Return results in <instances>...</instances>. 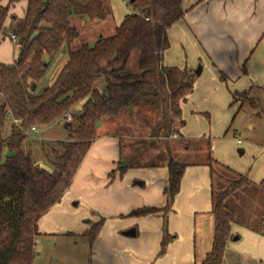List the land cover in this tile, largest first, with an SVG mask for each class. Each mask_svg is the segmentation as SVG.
Wrapping results in <instances>:
<instances>
[{"label":"trees","instance_id":"obj_1","mask_svg":"<svg viewBox=\"0 0 264 264\" xmlns=\"http://www.w3.org/2000/svg\"><path fill=\"white\" fill-rule=\"evenodd\" d=\"M2 1L0 41L6 35L15 36L20 54L14 64H0V264H33L39 221L71 186L97 137L99 124L135 107L154 109L158 122L152 137H174L185 124L182 104L193 93L198 76L188 68L164 62L170 48L168 30L186 13L183 0H130L133 12L123 18L113 35L78 49H73L81 36L74 19L107 20L112 10L105 0H29L24 18L12 17L8 27L10 5L3 6ZM19 1L10 0V4ZM135 51L139 52V71L129 73L127 64ZM63 52H67L68 59L55 81L38 91L49 66ZM101 78L105 86L99 90ZM220 79L228 81L223 73ZM232 96L233 103L241 104L239 110L244 101L251 109L259 110V100L251 96L250 89ZM80 104L81 111L71 114ZM9 113L21 123L11 121L10 134L2 137ZM65 113L72 115L67 140L57 142L49 152L44 149L51 169L35 165L23 150L30 129L49 127L61 121ZM185 168L173 160L168 163L166 209L179 192ZM228 171L233 178H225L226 188L218 192L213 188L214 240L202 264H222L227 242L232 238V225L237 221L228 200L246 193L253 185L247 175ZM159 211L143 208L131 216ZM102 224L103 220L91 227V244ZM169 238L164 236L162 252Z\"/></svg>","mask_w":264,"mask_h":264},{"label":"crops","instance_id":"obj_2","mask_svg":"<svg viewBox=\"0 0 264 264\" xmlns=\"http://www.w3.org/2000/svg\"><path fill=\"white\" fill-rule=\"evenodd\" d=\"M28 1L21 0L14 4H10V0L1 2L3 6L10 5L7 27L12 17L24 18ZM113 1L105 0V3L111 6L112 15L93 26L104 28L109 24L114 17ZM183 7L186 11L184 18L168 30L170 48L165 52L164 62L168 66L188 68L194 72L198 63H202L203 67L193 93L182 104V119L185 124L179 129L178 135L168 138L173 144H166L167 155L164 156L161 143L165 138H153L152 133L150 134L151 127H148V132L141 130L138 125V107L123 111L112 123L109 119L102 121L97 128V137L71 186L61 201L39 221L41 234L51 235L55 233L53 229L45 230L44 227L46 224L49 227L53 225L56 210L61 213L63 211L66 215L68 211L72 213L71 207H80L86 213L83 219H94L97 223L103 220L92 244L98 251V264H202L212 250L215 230L212 214L214 186L213 165L211 168L208 159L218 163L220 159L211 156V153L217 150V147L210 143L211 138L203 139L206 137L205 133L193 130V125L198 121L195 116L199 113L208 114L206 108H196L194 103L190 102L204 83H207L205 86H210V94L217 101L215 103L222 107L234 104V92L250 89L253 97L263 92L264 0H183ZM124 13L123 18L131 12L126 10ZM123 18L113 26L115 30ZM74 21L87 24L81 17L75 18ZM114 33L115 31L112 35ZM99 38L88 44H94ZM7 40H10L12 45ZM19 54L17 41L12 40L9 35L1 38L0 64H14ZM57 58L59 67L62 68L68 54L63 53ZM136 63L135 73H138L139 55ZM127 71L133 73L129 69V62ZM220 73L225 74L227 82L221 81ZM104 86L105 82L99 86L100 90ZM81 108L82 104L71 112L79 113ZM59 125L60 121L44 128L42 132L49 134ZM137 128L144 135L136 136ZM4 129L9 135L11 122H8ZM63 131L59 135L62 140L68 135L64 126ZM145 132L149 133L148 137ZM136 139L149 143L137 144ZM153 139L158 143L154 152L152 145H149ZM194 140L202 144L208 142L209 158L206 156L197 161L185 162L173 156L182 150V146L188 151L189 143ZM236 143L243 145L240 139H237ZM136 144L140 149L134 151ZM240 151H243L240 155L246 154L243 149ZM136 154L140 155L141 160L131 165L130 161ZM259 154L261 162L264 163V146L259 150ZM152 157L162 159L153 162ZM170 160L184 164L186 168L179 192L169 209H166L165 191L169 186ZM223 162L228 164L225 166L234 173L247 175L255 185V190L263 191L264 197V164L258 172H249L250 169L233 164L230 160ZM143 208H155L160 211L147 216H131L134 211ZM90 209L96 214H91ZM236 215L237 221L232 225V238L227 242L222 264H264V220L259 217L257 223L261 226H257L258 224L252 225L239 220L237 212ZM131 229H135L136 235L126 236L125 232ZM165 235L170 238L165 251L162 252Z\"/></svg>","mask_w":264,"mask_h":264},{"label":"rangeland","instance_id":"obj_3","mask_svg":"<svg viewBox=\"0 0 264 264\" xmlns=\"http://www.w3.org/2000/svg\"><path fill=\"white\" fill-rule=\"evenodd\" d=\"M107 5L111 8L109 4ZM112 8L114 11V17L104 28L93 26L99 22H89L86 20L87 24H85L74 21V24L78 28L81 36L79 40L73 44V49H78L85 43H91L92 40H95V38H99L100 36H111L112 32L115 31L113 26L120 22L125 14L124 12L126 10H129L131 13L133 12L130 0H114ZM7 42L12 45L10 40H7ZM63 53H60L59 55ZM59 55L57 57H59ZM138 55V51L133 52L129 61V69L133 73L137 70L136 61L138 60ZM57 57L49 66L44 79L40 83L38 91L52 85L55 81L58 75V70L61 68L59 67V60H57ZM200 65L203 67L202 63H198L196 69H198ZM205 75L206 74H204V76ZM104 82V78H101L98 82L97 87L99 90V86ZM205 84L207 83L202 84V89H200L198 94L194 96V100L190 103H194L196 108H206L205 111L208 114L199 113L195 116L198 121L195 125H193V130L196 132L200 130V132L205 133L206 137H203V139H208L209 137L211 138L210 143L217 147L216 152H212L211 156L213 158H219L220 160L218 161H220L221 164L213 159L210 160L208 142L202 144L201 142H197V140L190 142L191 144L189 143L188 151L185 150V146H182V150L177 151L173 154V156L184 160L185 162L197 161L198 159H202L207 156V158H209V164L212 163L215 171L213 174V188L215 189V192H218L226 188L228 182L225 178H233L229 174L228 170L230 169L226 167L228 164L223 161L230 160L233 164L242 165L247 170L250 169L249 172L251 170L253 172H258L261 165L264 164L261 162L262 159L260 160L259 154V150H262V146H264V90L261 93L255 94L254 97L251 95L253 98L259 100V110L251 109L247 101L243 102L244 104L242 105V110H239L241 107L239 102L232 104V106L227 105L226 107L216 104L217 101L214 99L213 95L210 94V86H205ZM153 110L154 109L150 110L148 108H139V113L137 114L139 116V124L137 122L135 123L140 125L141 130L145 129L148 132V127H151V130H153L155 124H157L156 122H158V117ZM259 112L261 115L257 116ZM114 119L115 117L110 118L108 121L112 123ZM8 122H11V120L8 119ZM64 123V121H60L58 128L55 131H50L49 134H44L42 132L44 128H39L38 133L31 134L25 141L23 150L32 157L35 165L44 169H51L50 162L44 155V149L49 152L50 148L56 146L57 142L67 140L68 135L67 137L64 136L65 138L63 137V140L59 137L60 133L64 132ZM251 126H253L252 129L250 128ZM135 131L136 136H139V134L144 135L141 133L139 128ZM135 131L132 130L133 133ZM151 133L152 131L150 134ZM1 135L2 137H7L8 133L5 132L4 129ZM148 136L149 133H147L146 137ZM237 139H240L243 142V145H238L236 143ZM136 140L137 144L146 142L145 144L147 145L149 143L143 139ZM150 142L151 143L149 145H152L151 149L152 152H154L155 148H158V143L155 142L154 139L153 141L150 140ZM168 142L173 144L168 138L161 140V143L163 144L162 149L164 156L167 155L165 146ZM137 144L133 147L134 151L140 149ZM240 149L246 151V154L240 155ZM164 156L162 155V157ZM162 157H157L156 159L152 157V161L157 162L161 160ZM140 160V155H134L130 161L131 165L137 164ZM255 189V185L253 184L246 193H239L236 197L230 198L228 200V204L236 210L239 220L252 225L258 224L257 226H261L257 222L259 217L264 220V214L262 215L264 197L262 190L256 191ZM74 204L75 203L73 202V205ZM71 208L72 213L68 211L66 215L63 211L61 213L56 212V210V217L52 220V222H54L53 225L49 227L46 224L44 227L45 230H48L49 228L51 230L53 229V232L55 233L51 235H43L40 231V236L36 240L35 258L33 264H98V251L95 247H92L93 245L91 244L89 240L90 237L88 235L91 227L97 224V222L94 219H83V216L84 214L86 216V213H84L80 207ZM93 211L94 210L90 209L91 214H96L93 213Z\"/></svg>","mask_w":264,"mask_h":264},{"label":"built area","instance_id":"obj_4","mask_svg":"<svg viewBox=\"0 0 264 264\" xmlns=\"http://www.w3.org/2000/svg\"><path fill=\"white\" fill-rule=\"evenodd\" d=\"M12 40L14 41H17V39L15 38V36H12ZM7 118L10 119L14 124L16 125H20V120H17V119H12V115L9 113L7 114ZM61 121H64L65 123L67 122H71L72 121V115L70 113H65L62 117V120ZM38 132V127L34 126L30 129L29 131V134H33V133H37ZM240 143V141H239Z\"/></svg>","mask_w":264,"mask_h":264},{"label":"water","instance_id":"obj_5","mask_svg":"<svg viewBox=\"0 0 264 264\" xmlns=\"http://www.w3.org/2000/svg\"><path fill=\"white\" fill-rule=\"evenodd\" d=\"M131 1L133 2L134 0H131ZM201 72H202V66L200 65L198 67V69L195 70V74L197 76H199V75H201ZM34 88H35V86H34ZM68 126H69V122L65 123L64 124V129L67 130L68 129ZM240 154H243V151H240ZM125 235L126 236H132V237H134L136 235V231H135V229H131V230L125 232Z\"/></svg>","mask_w":264,"mask_h":264}]
</instances>
